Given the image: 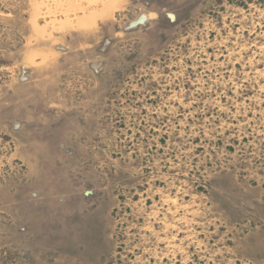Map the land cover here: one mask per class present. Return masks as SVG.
<instances>
[{
  "label": "rangeland",
  "instance_id": "rangeland-1",
  "mask_svg": "<svg viewBox=\"0 0 264 264\" xmlns=\"http://www.w3.org/2000/svg\"><path fill=\"white\" fill-rule=\"evenodd\" d=\"M0 264H264V0H0Z\"/></svg>",
  "mask_w": 264,
  "mask_h": 264
}]
</instances>
